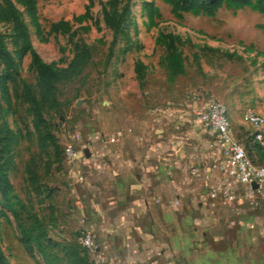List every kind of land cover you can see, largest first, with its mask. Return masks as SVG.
I'll use <instances>...</instances> for the list:
<instances>
[{
	"label": "rangeland",
	"instance_id": "obj_1",
	"mask_svg": "<svg viewBox=\"0 0 264 264\" xmlns=\"http://www.w3.org/2000/svg\"><path fill=\"white\" fill-rule=\"evenodd\" d=\"M12 1L27 26L31 48L43 62L61 69L78 46L84 44L90 52L87 65L77 75L56 85V103L41 109L46 128L40 127V132L34 128L32 105L24 101L21 87L17 96L11 82L0 88V126L6 125L14 137L5 166L10 195L20 200L17 209L22 223L38 224L45 235L62 240L59 234L67 229H71L68 239L77 235L76 228L62 224L65 195L59 191H63L65 145L82 143L78 132L92 128L98 110L120 107L117 102L123 92L116 79L128 77L137 61L143 64L142 78L138 80L135 73L132 77L141 84L140 92L148 80L171 86L165 66L168 35L181 38L178 49L189 72L196 71L202 60L221 67V85H215L204 101L211 98L226 105L235 137L234 126L242 124L247 109L264 116V12L258 9L259 0L243 5L224 0L211 13L175 10L168 0H33L35 21L25 5ZM124 8L127 14L114 38L103 10L120 13ZM59 21L63 25L52 29ZM12 29L10 22L0 20V35L17 63L18 81L28 84L39 99L33 58L30 51L19 56L20 44L14 43ZM28 162L36 174L35 184L26 180ZM54 224L58 225L55 230L50 228ZM40 241L51 264H67L59 247L47 245L44 237ZM23 242L13 216L0 206V245L8 263L47 264L34 245L28 249Z\"/></svg>",
	"mask_w": 264,
	"mask_h": 264
},
{
	"label": "crops",
	"instance_id": "obj_2",
	"mask_svg": "<svg viewBox=\"0 0 264 264\" xmlns=\"http://www.w3.org/2000/svg\"><path fill=\"white\" fill-rule=\"evenodd\" d=\"M195 68L169 88L148 80L142 96L132 67L116 79L120 107L98 110L78 132L79 156L62 173V224L77 233L84 216L102 264H264V205L249 204L240 187L229 204L207 198L211 180L200 175L218 151L199 114L222 70L203 60ZM241 120L233 128L246 141L254 130ZM69 232L59 236L76 242Z\"/></svg>",
	"mask_w": 264,
	"mask_h": 264
},
{
	"label": "trees",
	"instance_id": "obj_3",
	"mask_svg": "<svg viewBox=\"0 0 264 264\" xmlns=\"http://www.w3.org/2000/svg\"><path fill=\"white\" fill-rule=\"evenodd\" d=\"M175 10H204L207 13H211L222 1L224 0H168ZM236 4H247L249 0H226ZM19 3L26 6L27 12L31 15L35 21V9L33 0H18ZM258 9L264 12V0H259ZM127 8H124L120 13H109L103 10V18L107 25H109L113 31V37L119 32L121 23L126 17ZM0 20L4 22H10L13 27V40L14 43L20 44L18 50L19 56L25 52L30 51L33 58V63L37 70L38 86H39V99L35 97L30 86L26 83L19 82L17 78V63L7 49L1 35H0V88H7L8 82L13 85V91L15 95H18L19 87H21V95L24 96V101L32 105L33 113V125L38 131L40 127L46 128V121L43 117L41 109L44 107L51 108L56 103V85L77 75L88 63L90 52L84 45H80L76 48L71 60L66 67L56 69L52 65L43 62L36 52L31 48L30 37L25 22L21 19L19 10L15 6L12 0H0ZM63 21L53 23L52 29L57 30ZM182 43V40L178 36L168 35L166 43V56L165 66L168 74V80L171 81L178 75L184 73L185 59L182 51L178 49V46ZM143 64L137 61L134 65V73L139 80L142 78ZM42 135V134H41ZM0 195L2 201L0 206L9 211L16 222L17 227L24 239V245L28 249H32L34 245L36 250L40 252L47 264H51V259L45 251V246L40 239L44 237L46 244L51 247H59L62 254V258L67 264H90L87 253L76 242L68 240H56L49 235H45L43 231L38 230V224L34 223L32 226H28L22 223L20 213L17 209V203L20 200H15L11 197L10 192L12 189L11 182L7 177L5 166L10 161L9 152L11 144L13 142L12 131L6 126H0ZM50 138L53 139L51 136ZM2 143V144H1ZM245 147L250 155L251 159L264 165V146L253 142L252 138H247L244 141ZM254 152V155H253ZM25 172L27 174V182L35 184L37 182L36 174L30 168V162L25 166ZM35 222H39L35 220ZM36 232V234H34ZM0 264H9L3 249L0 245Z\"/></svg>",
	"mask_w": 264,
	"mask_h": 264
},
{
	"label": "built area",
	"instance_id": "obj_4",
	"mask_svg": "<svg viewBox=\"0 0 264 264\" xmlns=\"http://www.w3.org/2000/svg\"><path fill=\"white\" fill-rule=\"evenodd\" d=\"M201 122L213 134L218 155L201 172V177L211 180L207 188V198L222 200L225 204L236 199L240 187L242 197L251 205H264V165L254 162L245 147L244 141L234 136L228 108L222 102L211 99L200 112ZM244 120L253 128L252 140L264 146V116L253 109L243 113ZM79 151L71 143L65 145L62 161L72 164L77 160ZM198 167L191 172L198 175ZM255 183L254 188L252 184ZM76 243L86 251L90 264H102L105 257L86 225V218L79 217Z\"/></svg>",
	"mask_w": 264,
	"mask_h": 264
},
{
	"label": "water",
	"instance_id": "obj_5",
	"mask_svg": "<svg viewBox=\"0 0 264 264\" xmlns=\"http://www.w3.org/2000/svg\"><path fill=\"white\" fill-rule=\"evenodd\" d=\"M84 152H85V155L88 156V153L86 151H84ZM252 186L255 188L256 187V184L253 183Z\"/></svg>",
	"mask_w": 264,
	"mask_h": 264
}]
</instances>
